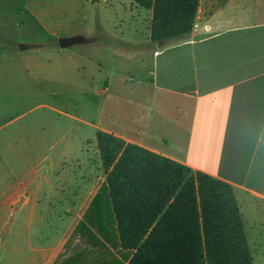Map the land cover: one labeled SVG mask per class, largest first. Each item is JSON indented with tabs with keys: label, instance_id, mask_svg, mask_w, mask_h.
Returning <instances> with one entry per match:
<instances>
[{
	"label": "crops",
	"instance_id": "0c3cea01",
	"mask_svg": "<svg viewBox=\"0 0 264 264\" xmlns=\"http://www.w3.org/2000/svg\"><path fill=\"white\" fill-rule=\"evenodd\" d=\"M132 4L135 21L103 27L117 40L123 27L131 47L103 38L71 52L0 51L38 88L18 95L15 118L0 112V264H130L116 225L92 242L75 233L107 178L99 131L229 183L239 208L260 219L252 241L264 244V0H200L192 31L160 43L152 9ZM48 88L51 99L39 101Z\"/></svg>",
	"mask_w": 264,
	"mask_h": 264
},
{
	"label": "trees",
	"instance_id": "16d2710c",
	"mask_svg": "<svg viewBox=\"0 0 264 264\" xmlns=\"http://www.w3.org/2000/svg\"><path fill=\"white\" fill-rule=\"evenodd\" d=\"M134 1L152 9L155 43L188 35L200 2ZM98 139L107 178L75 233L92 242L116 225L122 249L132 253L130 264H253L229 183L113 134L99 131Z\"/></svg>",
	"mask_w": 264,
	"mask_h": 264
},
{
	"label": "rangeland",
	"instance_id": "374dc122",
	"mask_svg": "<svg viewBox=\"0 0 264 264\" xmlns=\"http://www.w3.org/2000/svg\"><path fill=\"white\" fill-rule=\"evenodd\" d=\"M135 6V4H132V0H0V49L19 51V44H31L35 48L26 51L38 52L47 47H57L59 37L74 35H84L90 41H94L92 42L94 44L103 38H109L112 42H117V39L111 38L103 31V27L106 26L111 31H114L115 27L111 20L115 21L116 24L135 21L137 15ZM142 12H144L143 17L147 18L148 13L144 9ZM133 15L135 16L133 17ZM104 21L107 22V25L103 24ZM117 29L119 33L116 36L122 38V40L129 38L127 34H122L121 30L123 27H118ZM102 41H105V39ZM87 46L74 45L63 50L68 52L85 50L92 45ZM92 57L96 61L104 62L102 55L98 54V50L95 51V55ZM114 60H111L112 65L122 63V69H130L129 66L131 64L129 61L123 58ZM2 61L3 64L0 63V112L7 118H15L23 112V106L16 104L18 95L23 94L26 89L35 91L38 88L35 82L29 79L27 74H24L21 66L18 65L19 59ZM78 61L81 65L83 63L86 64V61L80 58H78ZM105 62L109 61L105 60ZM90 65L92 69H95L96 73L99 71V65L92 63ZM90 65L87 63L88 67ZM108 67L109 65L106 64V68ZM3 86H10L13 90L11 95L14 96L4 98L1 90ZM49 91L52 90L48 88L44 91L47 95L45 98L39 99V101L51 99L48 95ZM81 95V93L75 92V104L78 103V106L74 105L73 107L75 115H77V111L81 110ZM92 102L93 100L91 99L89 108L95 111L97 105L95 103L91 104ZM31 104L33 103H29L26 107ZM239 209L243 213L246 235L250 236L252 241V238L256 237L259 231L260 219L250 220L252 214H247L246 211ZM252 242V244L250 242V245L249 243L248 245L254 264H264L263 242Z\"/></svg>",
	"mask_w": 264,
	"mask_h": 264
},
{
	"label": "water",
	"instance_id": "95a60500",
	"mask_svg": "<svg viewBox=\"0 0 264 264\" xmlns=\"http://www.w3.org/2000/svg\"><path fill=\"white\" fill-rule=\"evenodd\" d=\"M89 42L90 40L84 35L63 36V37L58 38V45L62 49L68 48V47H71L77 44H86ZM33 48H35V46L31 44H19V49L21 51H25V50H29Z\"/></svg>",
	"mask_w": 264,
	"mask_h": 264
}]
</instances>
